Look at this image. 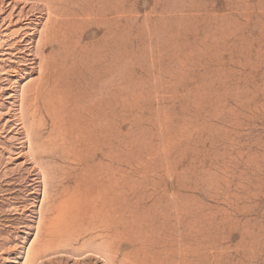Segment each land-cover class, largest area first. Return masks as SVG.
I'll return each instance as SVG.
<instances>
[{
  "label": "rangeland",
  "instance_id": "374dc122",
  "mask_svg": "<svg viewBox=\"0 0 264 264\" xmlns=\"http://www.w3.org/2000/svg\"><path fill=\"white\" fill-rule=\"evenodd\" d=\"M0 264H264V0H0Z\"/></svg>",
  "mask_w": 264,
  "mask_h": 264
},
{
  "label": "bare ground",
  "instance_id": "6f19581e",
  "mask_svg": "<svg viewBox=\"0 0 264 264\" xmlns=\"http://www.w3.org/2000/svg\"><path fill=\"white\" fill-rule=\"evenodd\" d=\"M47 178V177H46ZM37 261V260H36Z\"/></svg>",
  "mask_w": 264,
  "mask_h": 264
}]
</instances>
